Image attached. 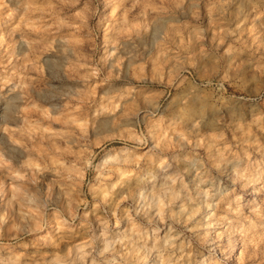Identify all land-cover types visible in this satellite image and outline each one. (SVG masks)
I'll return each instance as SVG.
<instances>
[{
  "label": "clouds",
  "instance_id": "clouds-1",
  "mask_svg": "<svg viewBox=\"0 0 264 264\" xmlns=\"http://www.w3.org/2000/svg\"><path fill=\"white\" fill-rule=\"evenodd\" d=\"M0 264H264V0H0Z\"/></svg>",
  "mask_w": 264,
  "mask_h": 264
}]
</instances>
